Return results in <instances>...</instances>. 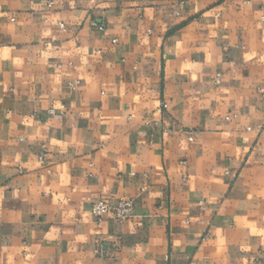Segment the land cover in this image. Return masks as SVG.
<instances>
[{"label": "crops", "instance_id": "1", "mask_svg": "<svg viewBox=\"0 0 264 264\" xmlns=\"http://www.w3.org/2000/svg\"><path fill=\"white\" fill-rule=\"evenodd\" d=\"M0 264H264V0H0Z\"/></svg>", "mask_w": 264, "mask_h": 264}, {"label": "built area", "instance_id": "2", "mask_svg": "<svg viewBox=\"0 0 264 264\" xmlns=\"http://www.w3.org/2000/svg\"><path fill=\"white\" fill-rule=\"evenodd\" d=\"M51 4L52 3H49V5ZM190 140H193V138L190 137ZM47 153L48 149L44 147L43 153L39 158L40 163L43 165H45V158ZM92 212L99 219H102L109 214H113L119 221H128L134 216L135 205L134 201L128 197L122 198L117 205H112L106 201H98L94 203Z\"/></svg>", "mask_w": 264, "mask_h": 264}]
</instances>
